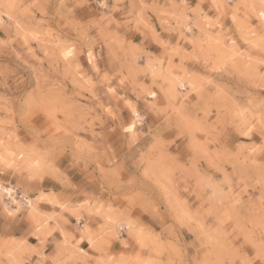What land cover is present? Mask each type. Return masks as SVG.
<instances>
[{
	"label": "clouds",
	"instance_id": "9594fccd",
	"mask_svg": "<svg viewBox=\"0 0 264 264\" xmlns=\"http://www.w3.org/2000/svg\"><path fill=\"white\" fill-rule=\"evenodd\" d=\"M0 264H264V0H0Z\"/></svg>",
	"mask_w": 264,
	"mask_h": 264
}]
</instances>
